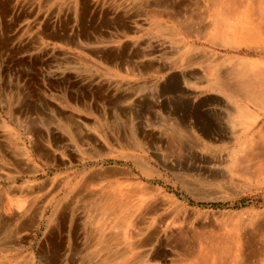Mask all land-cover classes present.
<instances>
[{
	"label": "rangeland",
	"instance_id": "1",
	"mask_svg": "<svg viewBox=\"0 0 264 264\" xmlns=\"http://www.w3.org/2000/svg\"><path fill=\"white\" fill-rule=\"evenodd\" d=\"M225 4L0 0V264H264V173L230 165L264 110L216 84L264 67V0Z\"/></svg>",
	"mask_w": 264,
	"mask_h": 264
},
{
	"label": "bare ground",
	"instance_id": "2",
	"mask_svg": "<svg viewBox=\"0 0 264 264\" xmlns=\"http://www.w3.org/2000/svg\"><path fill=\"white\" fill-rule=\"evenodd\" d=\"M234 2L235 1H233V0H229V1L226 0V4L224 5V7H222L223 12L220 13V16L222 17V20L224 21V23L226 21L229 22L232 19L233 13L235 11L234 7H235V4H237V0H236L235 4H234ZM238 4H239V2H238ZM255 11H253V12H255ZM263 18H264V16H263ZM256 20H258V19H256ZM219 25H221V24H219ZM233 28H234L233 30H236L238 33L241 30V26L239 23H237V25H233ZM243 28H245V27H243ZM208 29H210V28H208ZM221 29L222 28H220V30ZM232 74H233L232 79L234 81H229L230 78L229 79L223 78V77L219 76V74H218L217 75V81L215 80L216 84H218V88L221 89L223 92L231 95L234 98L241 99V100L245 101L247 104L254 105L256 108L264 110V67H256V66H252L249 64H245L240 69L233 71ZM232 112H234V115L232 114L234 120L244 123L242 127L246 131H249L251 126L257 124V120H256L255 115L249 110V108L247 106L237 105L235 107V110ZM255 140H256V143H254L253 147H248L243 156H240L235 161H232V164H230V165L232 166V168H235L234 171H238L239 173H246L249 171H253L254 173H264V153H262V149H261L262 147H264V127L258 131V133L255 137ZM12 143H14V142H12ZM254 173H252V174H254ZM93 179H97V178H93ZM144 189H146V191H148L147 187ZM132 190H134V188H132ZM140 191H142V190H140ZM137 193H138V191H137ZM110 194L113 195L112 193H110ZM114 198H116V197H114ZM120 208L121 207H120L118 201L115 199L114 200L111 199V200H109V202L107 204H104L102 206V209H100L101 212L99 213V211H98V213H99V215H98L99 220L98 221H100L99 222L100 226L103 227L105 224H107V217H108V215H110V213H111V216H113L112 214H118L119 215ZM101 240H102V243H100V244L105 246L107 241L106 240L104 241L103 238H101ZM199 256L200 255H198L197 258H199ZM199 260H200V262H203L205 264H210L209 262H210V260L212 261L213 258H211L209 260V257H207L205 254V255L201 256V258H199ZM215 264H222V263H220L217 260V262ZM223 264H226V263H223Z\"/></svg>",
	"mask_w": 264,
	"mask_h": 264
}]
</instances>
